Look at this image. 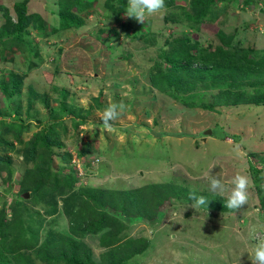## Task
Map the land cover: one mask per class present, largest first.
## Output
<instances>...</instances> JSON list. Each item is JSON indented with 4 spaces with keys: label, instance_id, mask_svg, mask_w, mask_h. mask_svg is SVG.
Instances as JSON below:
<instances>
[{
    "label": "rangeland",
    "instance_id": "374dc122",
    "mask_svg": "<svg viewBox=\"0 0 264 264\" xmlns=\"http://www.w3.org/2000/svg\"><path fill=\"white\" fill-rule=\"evenodd\" d=\"M59 1L0 0L12 22L16 2H26V14L38 15L19 36L0 35V81L8 82L11 74L20 81L19 93L11 97L0 87V112L7 115L0 116V126L3 120L17 119V125L24 126L23 143L55 126L64 147L54 148L53 169L71 168L78 185L126 190L169 182L182 189L180 199L172 198L152 218L130 217L126 233L146 236L150 242V250L131 264H252L253 237L264 234V207L258 195L259 187L264 192V106L205 108L201 103L211 101L213 89L198 84L180 92L175 81L167 86L156 62L162 61V50L169 52L168 43L183 38L197 49L227 48L222 39L230 38L231 47L264 53V0H213V19L191 26L177 17L181 12L177 7H165L141 24L125 12L119 19L110 16L105 0H86L91 6L79 13L82 24L66 29L60 28ZM189 1L176 3L187 6ZM2 8L0 27L6 21ZM168 13L176 16L166 19ZM246 90L255 93L253 88ZM174 91L178 97L172 96ZM112 103L123 104L124 109L105 129L100 116ZM55 116L61 118L57 126L52 123ZM207 129L210 134L204 133ZM4 138L13 137L5 133ZM88 142L91 151L79 156ZM14 146L5 152L0 148L11 157L12 170L10 184L5 181L7 170L0 171V208L3 201L9 204L16 198L26 164L23 144L15 141ZM63 150L71 153L69 162L60 159ZM210 172L229 188L234 175L246 174L247 203L238 210L214 206L226 195L209 191ZM192 191L208 198L207 206L193 207ZM23 200L42 209V214L52 203L60 204L53 196L28 195ZM45 218V228L67 229L61 212ZM84 240L95 253L102 251L97 235L90 233Z\"/></svg>",
    "mask_w": 264,
    "mask_h": 264
},
{
    "label": "trees",
    "instance_id": "16d2710c",
    "mask_svg": "<svg viewBox=\"0 0 264 264\" xmlns=\"http://www.w3.org/2000/svg\"><path fill=\"white\" fill-rule=\"evenodd\" d=\"M212 3L213 0H190L187 6H179L176 0H165L166 8H179L180 17H177L186 19L190 26L198 25L202 19H213ZM126 5L127 0H105L104 9L110 16L119 19ZM90 6L86 0H60V28L80 26L82 19L79 13ZM25 7L26 2L15 3L16 19L12 22L7 10L0 6L4 9L6 20L0 27V35L17 37L22 28L34 24L38 15L26 14ZM171 16L176 14L168 13L165 18L172 19ZM185 39L168 43L169 52L164 54L162 50V61L156 62V69L161 72L167 86L175 85L172 82L175 81L178 83L175 88L180 92L192 91L198 84L213 89L211 101L201 103L211 110L218 106L242 104L264 106V53L238 45L231 47L230 38L222 39L227 48L207 45L203 49H197L195 43L187 44ZM164 63L168 65V71H165ZM10 77L8 82L0 81L2 93L7 97L16 95L20 90L19 79L13 74ZM152 81L158 85L154 77ZM246 88H253L255 93L248 94ZM173 93L172 96L178 97L176 91ZM66 115H71V112L66 110ZM0 116L7 117L2 112ZM60 119L52 117V123L57 126ZM16 120L12 123L2 121L0 137L3 136L4 140L0 141V148L5 152L15 149V141L23 144L22 158L27 165L24 163L17 196L25 192L36 198L53 196L60 204L58 207L57 203H52L50 208L45 209L46 214H42V209L35 208L24 198L16 196L9 204L3 201L0 208V264H131L136 256L150 250L148 237L136 238L126 233L129 231L128 221L130 217L152 218L159 209L166 208L172 198L180 199L182 189L179 186L162 182L117 190L78 185L77 174L71 168L53 169L54 148L64 147L56 127L50 125L23 143L24 126L17 125ZM5 133L12 134V141L4 138ZM90 149L88 142L78 155H86ZM58 155L69 162L71 153L63 150ZM10 164L11 157L0 153V171L7 170L5 181L9 184L12 183ZM258 195L264 207L261 187L258 188ZM224 200L219 197L214 206L225 208ZM60 212L66 218L67 229L45 228V217ZM55 219L52 218L51 222ZM90 233L98 236L97 248H102L101 252L95 253L96 250L85 242L84 238Z\"/></svg>",
    "mask_w": 264,
    "mask_h": 264
},
{
    "label": "clouds",
    "instance_id": "9594fccd",
    "mask_svg": "<svg viewBox=\"0 0 264 264\" xmlns=\"http://www.w3.org/2000/svg\"><path fill=\"white\" fill-rule=\"evenodd\" d=\"M165 7V0H127L125 15L143 24L146 18L160 13ZM123 109V104L112 103L108 105L100 116L103 128H111L110 122L117 120ZM206 180L209 191L221 197L226 195L224 203L226 208L238 210L247 203L250 179L246 174L237 173L234 175L230 181V188L211 172ZM189 199L193 202V207L207 206L209 201L205 196L197 195L195 191L189 193ZM253 239L255 244L249 259L252 264H264V234H255Z\"/></svg>",
    "mask_w": 264,
    "mask_h": 264
},
{
    "label": "water",
    "instance_id": "95a60500",
    "mask_svg": "<svg viewBox=\"0 0 264 264\" xmlns=\"http://www.w3.org/2000/svg\"><path fill=\"white\" fill-rule=\"evenodd\" d=\"M204 133L205 134H210L211 130L207 129V130L204 131ZM28 195H29V192H25V193L21 194L20 196H21V198H26V197H28ZM221 264H223V263H221ZM229 264H234V263H229Z\"/></svg>",
    "mask_w": 264,
    "mask_h": 264
}]
</instances>
